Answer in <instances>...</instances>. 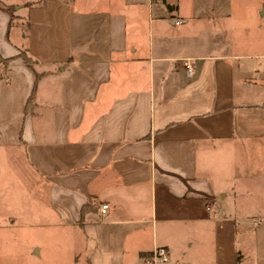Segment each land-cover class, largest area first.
Returning <instances> with one entry per match:
<instances>
[{
  "label": "crops",
  "instance_id": "crops-1",
  "mask_svg": "<svg viewBox=\"0 0 264 264\" xmlns=\"http://www.w3.org/2000/svg\"><path fill=\"white\" fill-rule=\"evenodd\" d=\"M0 1L1 234L264 264V0Z\"/></svg>",
  "mask_w": 264,
  "mask_h": 264
},
{
  "label": "rangeland",
  "instance_id": "rangeland-1",
  "mask_svg": "<svg viewBox=\"0 0 264 264\" xmlns=\"http://www.w3.org/2000/svg\"><path fill=\"white\" fill-rule=\"evenodd\" d=\"M23 25L27 28V21ZM0 236L6 264H88L84 254L78 258L80 247L69 230L18 227Z\"/></svg>",
  "mask_w": 264,
  "mask_h": 264
},
{
  "label": "built area",
  "instance_id": "built-area-1",
  "mask_svg": "<svg viewBox=\"0 0 264 264\" xmlns=\"http://www.w3.org/2000/svg\"><path fill=\"white\" fill-rule=\"evenodd\" d=\"M157 0H149L150 3H153ZM185 20H176L175 24L180 25L184 22ZM186 67L188 69L189 74H192V67L191 65H189L188 62H186ZM6 81H9L8 79H6ZM109 208L108 204H104L102 206V212H106ZM169 260V248H167L166 246H156L153 251L152 254L149 258L146 259L145 264H161L164 262H167Z\"/></svg>",
  "mask_w": 264,
  "mask_h": 264
},
{
  "label": "trees",
  "instance_id": "trees-1",
  "mask_svg": "<svg viewBox=\"0 0 264 264\" xmlns=\"http://www.w3.org/2000/svg\"><path fill=\"white\" fill-rule=\"evenodd\" d=\"M0 10H4V11L10 13L11 18L14 19V15H13L14 14L13 13L14 12V8L13 7H5V6H3L1 4V1H0ZM17 57L23 58L24 61L26 62V64L33 68L34 61L25 51H21L18 56H15V57H12V58H9V59H4L3 61L4 62H9V61H11V60H13V59H15ZM39 79H40V75L35 72V85H34L33 93H32V95H31V97L29 98V101H28L29 104L32 102V100L34 98V93H35V90H36L37 83H38Z\"/></svg>",
  "mask_w": 264,
  "mask_h": 264
}]
</instances>
